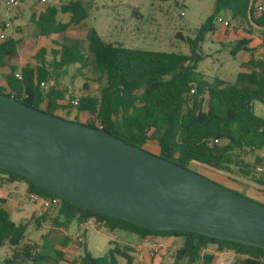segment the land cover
<instances>
[{
    "label": "trees",
    "instance_id": "obj_1",
    "mask_svg": "<svg viewBox=\"0 0 264 264\" xmlns=\"http://www.w3.org/2000/svg\"><path fill=\"white\" fill-rule=\"evenodd\" d=\"M223 12L229 15L223 32L224 38L232 44L229 54L234 56L239 51L248 54V67L238 70L233 81L220 77L207 79L196 71L202 60L197 50L201 49L204 37L216 30L213 20ZM86 18L82 0H67L59 5L46 4L30 20L38 35L48 37L64 35ZM85 38L86 52L79 50L77 41L67 39L64 43L52 40L56 47L39 48L36 64L20 67L19 79L15 77L16 68H12L5 76L7 89L0 88V92L67 120H72L69 112L75 107L77 112L89 115L83 124L106 131L136 147L154 141L156 154L171 162L184 167L196 162L218 172L247 177L256 185L264 186V173L255 171V166L264 159H244L247 150L264 148V115L258 116L253 111L254 101L264 106V59L255 57L259 49L264 52V0H214L210 15L195 29L193 37L187 38L188 53L114 45L104 41L93 28L87 30ZM18 43L11 38L1 42L0 59L15 56ZM75 64L79 65L78 71L92 64L97 74L94 81L99 85L96 92H92L87 83L90 79L85 78L83 90L76 97V106L72 104L73 96L66 98L67 91L57 87L66 68ZM49 80H53L54 85L48 89L39 86L41 81ZM0 175H4L0 177V184L25 182L26 199L30 193L58 199L57 212L51 222L64 229L72 220L78 224L92 220L109 232L126 231L138 238L181 237L183 241L173 252L172 264H211L214 254L207 251L210 245H214L216 251L233 253L236 264H264V249L260 247L192 232L149 230L71 204L14 172L0 169ZM221 185L240 194L239 190ZM5 201L0 198V247L8 245L10 254L2 263L56 264L62 261L65 253L61 248L67 247L71 238L63 236L58 249L46 239L36 250L35 244L24 242L25 230L31 222L11 220L4 207ZM47 215L46 208L40 216H31V219L40 226ZM77 242L80 264H118V258H123L125 264L133 263L135 250L127 243L110 241L104 255L93 256L87 249L84 235L78 234Z\"/></svg>",
    "mask_w": 264,
    "mask_h": 264
},
{
    "label": "water",
    "instance_id": "obj_2",
    "mask_svg": "<svg viewBox=\"0 0 264 264\" xmlns=\"http://www.w3.org/2000/svg\"><path fill=\"white\" fill-rule=\"evenodd\" d=\"M0 169L71 204L149 230L264 249V204L106 131L1 92Z\"/></svg>",
    "mask_w": 264,
    "mask_h": 264
},
{
    "label": "rangeland",
    "instance_id": "obj_3",
    "mask_svg": "<svg viewBox=\"0 0 264 264\" xmlns=\"http://www.w3.org/2000/svg\"><path fill=\"white\" fill-rule=\"evenodd\" d=\"M21 1V6H8L5 3L6 0H0V32H3L6 36L10 35V28H2L1 21L8 22L9 20H14V17L18 18L19 21H23L28 13L26 11L27 6L35 2V0ZM66 1L46 0L43 4L54 3L59 5ZM82 2L87 11V18L81 25L70 27L64 35L52 34L44 38L38 39L37 37L38 40L34 41L32 27L29 22H26L23 30L27 32V35L22 38L20 44V59L33 61L31 55H35L36 50L42 45L47 48L56 47L51 40L61 43H64V39L75 40L79 45V50L86 52L87 40L85 36L89 28H93L104 41L114 45L121 44L126 48L152 51L188 53L189 44L187 43V38L193 37L195 29L210 15L214 5V0H178V2H175V0H82ZM221 17L228 20L229 15L223 12ZM62 18L64 17L61 16ZM215 27L216 30L204 37L201 49L197 50V53L202 56V60L198 63L196 71L203 74L207 79L220 77L226 81H233L238 70L248 67L246 64L248 54L243 51L237 52L234 56L229 54L232 44L224 39L223 32L225 27L220 26L218 23ZM20 30L23 32L22 29ZM261 53L259 49L255 52V57H258ZM78 68V64L68 66L66 68L67 72L58 81L60 90L67 91L65 94L66 98L71 95L77 97L78 93L82 92V84L85 82V78L90 79L87 83L92 92H96L98 89L99 85L94 81L97 74L94 72L93 65L89 64L80 71H78ZM253 111L256 115L263 116V104L254 101ZM87 117V112H79L74 121L84 123ZM143 148L152 153H157L154 141H149ZM255 151L261 157L264 156V148L261 150H247L244 154V159L253 161L256 158ZM259 154L258 156H260ZM186 167L212 180L214 179L216 182L220 181V183L228 184V179H234L238 182L235 188H240V194L264 204V186L256 185L247 177L235 173L218 172L196 162H190ZM13 203H16L18 208H14L12 206ZM4 207L8 211L11 220L15 223L23 220L31 222L25 230L24 242L35 244L36 250L39 249L46 239L54 248H61L59 240L66 234L69 237L71 236L68 246L61 248L65 253L64 259L56 264H80L79 256L81 253L75 236L77 232L84 234L87 249L93 256L104 255L110 247V241L113 240L129 244H136L137 242V236L133 233L121 230L109 232L96 225L92 220L88 224H78L75 220H72L67 229L54 225L51 222V217L56 214L57 205L47 208L48 215L46 220L40 226H36L31 216H40L43 209L18 192L11 193V200H8ZM181 242L182 240L180 239ZM9 248L8 245L0 247V264H3L2 259L10 254ZM173 251V248L172 250L170 249V252ZM170 252L163 251V256L161 253L158 254V256H161L159 264L173 263ZM219 261L220 259H217L212 264H219ZM225 262L227 264H236L233 258H228ZM118 264H125V260L118 258ZM133 264L144 263L136 258ZM184 264L187 263L184 262Z\"/></svg>",
    "mask_w": 264,
    "mask_h": 264
},
{
    "label": "crops",
    "instance_id": "obj_4",
    "mask_svg": "<svg viewBox=\"0 0 264 264\" xmlns=\"http://www.w3.org/2000/svg\"><path fill=\"white\" fill-rule=\"evenodd\" d=\"M17 1H18V6H21L22 5V1L21 0H17ZM43 3L44 2H41V0H39V1L35 0V2L33 4L28 5L27 9H26V11L28 13H27L25 19H23V21L22 20L19 21V19L16 18V17H14V20H9L8 22L1 21V27L2 28H6V27L10 28V35L6 36L3 32H0V34L4 35V38H0V43L3 42L4 40L8 39V38L15 39V40L19 41V43L17 45V50H16L17 53H16L15 56H13L11 58L3 57L2 59H0V88H2V89H7L5 76L11 73V69L12 68H16L15 73H19L20 67L24 66L25 64H27V63H30L31 65H35L36 64L35 57H36L37 50L34 53L35 55H33V54L31 55L33 61H27L26 59L21 60L20 59L21 58V56H20L21 55L20 54L21 53L20 44H21L22 38L27 35V32L25 30H23V28L25 27V23L26 22H29V24L32 27L34 41L37 39V37H38V39L39 38H44L43 36H40V35H38L36 33V29L34 27V24L30 20L31 16L34 15L37 10H40L43 6L46 5V4H43ZM48 4H54V3H48ZM6 23H8V26H5ZM20 29H22L23 32H21ZM225 40H227V39H225ZM51 42H52V40H51ZM41 47L47 48L45 45L40 46V48ZM48 48H50V47H48ZM260 50H261L262 53L258 57L264 55L262 49H260ZM247 60H248V57H247L246 61ZM57 87H58V89H61L59 82L57 83ZM79 94L80 93H78V95ZM71 96H73V98H76L75 95H71ZM60 103L61 104H65V101H61ZM58 112L60 113V111H58ZM77 113H79V112L76 111L75 107L71 108V110L69 112V119H72V120L75 119ZM88 117H89V115H88ZM88 117L85 118V121L88 119ZM255 153H256L255 154L256 158L259 157V158H261V160L264 159V156L261 157V155L257 151H255ZM258 154L260 156H258ZM0 177H4V175H0ZM219 177H221V176L219 175ZM217 182L220 183V181H217ZM227 182H228V184H226V183H221V184H223V185H225V186H227V187H229L231 189H234V190L235 189L236 190H240V188H235V187H237V185H236L238 183L237 181H232V180L228 179ZM25 188H26V184L23 181H14L12 183L0 184V198L2 197V198L6 199L4 205L7 204L8 200H11V193L12 192H18L20 195H24ZM12 206L14 208H18L16 203H13ZM89 222L90 221H88V222H86L84 224H88ZM78 234H81V233L77 232L76 235H75L76 238H77ZM82 235H84V234H82ZM147 239L150 240L151 242H154L157 245H159L160 249H159L158 253H153L151 251L150 246L145 242ZM180 239L183 241V239L181 237H175V236H172V235H165V236L164 235H156V236H147V237H144V238H138L137 237L136 244H129V243H127V244L131 245L134 248V250H135L133 263L136 261V258H137L138 260H142L144 264H159L161 256H158V254L161 253L162 256H163V251L164 252L165 251L170 252V249L172 250V248L175 251V249L179 245L182 244V242L180 243ZM121 243H123V242H121ZM207 251L213 252V254H214V258H213L211 264L213 262H216L217 259H220V261H223V260L227 261L228 258H233V259L235 258L234 254L229 252V251H216V248H215L214 245H210L207 248ZM173 252H170L172 254V258H173Z\"/></svg>",
    "mask_w": 264,
    "mask_h": 264
},
{
    "label": "built area",
    "instance_id": "obj_5",
    "mask_svg": "<svg viewBox=\"0 0 264 264\" xmlns=\"http://www.w3.org/2000/svg\"><path fill=\"white\" fill-rule=\"evenodd\" d=\"M41 2H45V0H41ZM6 5H8V6H16V5H18V1L17 0H7L6 1ZM213 23L214 24H219L220 26H222V27H226V25H227V20H225L224 18H222V17H217L216 19H214L213 20ZM5 26H8V23H6L5 24ZM0 38H4V35L3 34H0ZM260 58L261 59H264V55H262V56H260ZM15 77L16 78H20V74L19 73H15ZM52 85H54V82H53V80H49V81H41L40 83H39V86L42 88V89H44V90H46V89H48L50 86H52ZM193 90H191V92H192ZM72 104L74 105V106H76L77 105V99L76 98H74L73 100H72ZM263 131H264V129H263ZM217 140H214V142H216ZM255 171L257 172V173H264V162L263 163H261V164H257L256 166H255ZM28 199L31 201V202H33L34 204H37L40 208H42V209H46V208H49V207H51V206H54V205H57L58 204V202H59V200L58 199H56V198H51V197H47V198H44V197H41V196H39V195H37V194H34V193H30V194H28ZM149 246H150V248H151V251L153 252V253H158L159 252V245H157L156 243H154V242H151L150 240H146L145 241ZM263 263H264V261H263ZM219 264H227L225 261H220L219 262Z\"/></svg>",
    "mask_w": 264,
    "mask_h": 264
}]
</instances>
